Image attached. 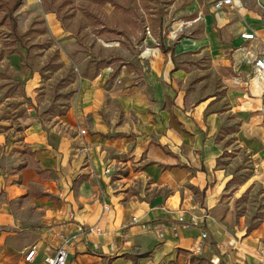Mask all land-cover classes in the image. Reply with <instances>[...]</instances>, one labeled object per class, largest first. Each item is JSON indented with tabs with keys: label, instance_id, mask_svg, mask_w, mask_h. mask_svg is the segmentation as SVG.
Masks as SVG:
<instances>
[{
	"label": "crops",
	"instance_id": "obj_1",
	"mask_svg": "<svg viewBox=\"0 0 264 264\" xmlns=\"http://www.w3.org/2000/svg\"><path fill=\"white\" fill-rule=\"evenodd\" d=\"M229 26L222 42L147 48L145 72L125 66L120 84L84 78L62 124L45 129L30 112L20 138L0 132V264H47L60 233L71 237L67 264H264V225L230 226L219 168L230 149L217 134L234 115L236 142L264 166V74L253 76L262 52L254 30L244 39ZM200 51L221 71L225 94L198 100L184 90L193 71L182 57Z\"/></svg>",
	"mask_w": 264,
	"mask_h": 264
},
{
	"label": "rangeland",
	"instance_id": "obj_2",
	"mask_svg": "<svg viewBox=\"0 0 264 264\" xmlns=\"http://www.w3.org/2000/svg\"><path fill=\"white\" fill-rule=\"evenodd\" d=\"M16 1L0 0V132L16 139L30 112L45 129L62 124L84 78L109 74L120 84L125 66L145 72L141 58L147 48L197 45L195 40L212 36L222 42L226 21L233 36L254 30L252 44L264 53V0H236L224 11L214 7L216 0H21L12 10ZM11 13L18 34L12 32ZM49 16L57 22L50 24ZM182 61L193 71L182 79L187 94L196 90L198 100L225 94L221 71L209 69L208 52L189 53ZM231 118L217 134L230 149L219 168L228 179L230 226L245 233L264 225V166L236 142L240 123Z\"/></svg>",
	"mask_w": 264,
	"mask_h": 264
},
{
	"label": "built area",
	"instance_id": "obj_3",
	"mask_svg": "<svg viewBox=\"0 0 264 264\" xmlns=\"http://www.w3.org/2000/svg\"><path fill=\"white\" fill-rule=\"evenodd\" d=\"M235 4L234 0H216L213 5L216 9L218 10H223L224 8L227 7H232ZM241 37L244 39H255L256 34L253 31H248L245 30L241 33ZM264 74V53H260L257 55L254 59V64H253V76L255 78H260ZM84 133L85 130H82ZM106 171H109L107 168ZM104 208L108 210L110 206L106 203H104ZM90 231H100V227H89ZM61 240H62V245L59 246L55 253L53 255H48L45 258V261L47 264H67L68 259H69V249L67 248V244L71 242V237L65 235L64 233L59 234ZM37 254V245H32L29 247L27 250V253L25 255V259L27 261H32Z\"/></svg>",
	"mask_w": 264,
	"mask_h": 264
},
{
	"label": "trees",
	"instance_id": "obj_4",
	"mask_svg": "<svg viewBox=\"0 0 264 264\" xmlns=\"http://www.w3.org/2000/svg\"><path fill=\"white\" fill-rule=\"evenodd\" d=\"M21 3V0H17L14 4V6L12 7V10H15L16 8L19 7ZM10 20H11V29L12 32L15 34H18V21L15 15H13V13H11L10 15Z\"/></svg>",
	"mask_w": 264,
	"mask_h": 264
}]
</instances>
